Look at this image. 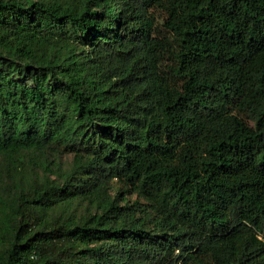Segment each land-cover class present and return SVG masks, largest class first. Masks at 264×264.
Listing matches in <instances>:
<instances>
[{
    "label": "trees",
    "instance_id": "16d2710c",
    "mask_svg": "<svg viewBox=\"0 0 264 264\" xmlns=\"http://www.w3.org/2000/svg\"><path fill=\"white\" fill-rule=\"evenodd\" d=\"M0 264H264V0H0Z\"/></svg>",
    "mask_w": 264,
    "mask_h": 264
},
{
    "label": "rangeland",
    "instance_id": "374dc122",
    "mask_svg": "<svg viewBox=\"0 0 264 264\" xmlns=\"http://www.w3.org/2000/svg\"><path fill=\"white\" fill-rule=\"evenodd\" d=\"M178 39H179V36L175 33H172V39L170 40V43H168V47L170 46L173 50H175L177 48ZM164 52L166 53V50H164ZM167 54L168 56H170L169 52ZM61 161L65 167H69L71 163L73 162V158L70 155L65 154V155H62Z\"/></svg>",
    "mask_w": 264,
    "mask_h": 264
}]
</instances>
